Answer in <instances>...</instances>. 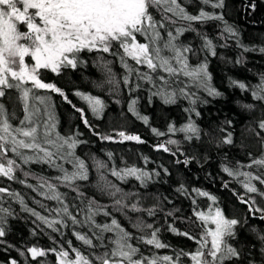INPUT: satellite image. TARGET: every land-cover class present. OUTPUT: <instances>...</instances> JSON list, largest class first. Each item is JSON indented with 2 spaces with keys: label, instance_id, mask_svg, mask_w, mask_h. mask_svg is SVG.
I'll use <instances>...</instances> for the list:
<instances>
[{
  "label": "snow or ice",
  "instance_id": "1",
  "mask_svg": "<svg viewBox=\"0 0 264 264\" xmlns=\"http://www.w3.org/2000/svg\"><path fill=\"white\" fill-rule=\"evenodd\" d=\"M191 2L192 0H184L183 3L181 0H0V177L18 180L16 173L22 171V166L31 164L47 165L55 169L58 175L54 177L39 175L31 170L23 171L24 177H32L37 183L28 184L26 180L18 182L32 188L44 199L56 201L59 207L48 209L46 205L36 201L50 215L55 213V217L49 218L28 207L19 193L0 187V194L15 199L22 211L30 213L52 232L63 235L60 230L69 227L70 221L72 235L91 249L86 253L74 246L71 240L64 242L67 247L63 244L59 248L50 249L32 246L26 249L31 260L46 258L51 252L56 257V264H183L182 257H187L191 264H257L254 259L256 253L251 248L246 245L238 246L239 230L248 224V220L242 222L237 218H229L219 207L217 197L198 188L191 189V192L199 197H206L211 202L207 211L197 210V201L192 199V204L196 206L193 208L196 220L186 219L192 224L199 222V238L193 235L192 229L181 231L174 223L168 224V230L173 234L195 241L198 245L195 251L180 249L175 256L156 253L151 256L144 255L139 247L141 243L155 249L170 247L159 238L160 228L138 217L133 228L141 234L134 235L113 216V211L125 216L129 212H146L149 217H155L162 210L158 204L144 208L141 201L146 198V193L138 190L125 191L120 184L134 179L139 183V188L147 190L154 177H159L160 173L135 165L109 166L106 161L92 156V164L98 174L93 187L102 195L112 198L113 204H101L97 199L87 196L80 182L90 180V167L77 154V148L87 141L79 139L82 133L62 135L57 131L52 96L41 95L37 91L48 90L56 93L71 104L64 90L55 83L45 82L42 73L50 71L60 75L67 69L87 67L86 57L93 54L96 55L94 63L104 71L106 82L117 87L118 81L112 66L118 61L124 70L123 85L130 93L148 85L150 101L155 97L165 105H173L179 100H187L189 107L184 109L189 113L187 122L179 128L170 124L168 132L183 133L187 141L201 139L202 130L192 114L199 117L200 112L196 110L198 103L206 104L208 101L202 99L198 92H204L213 98L222 96V93L212 83L207 60V54H217V45L206 33H201L196 25H203L208 21H223L222 13L207 11L204 6L222 9L224 0H199L201 6L196 14L188 10L187 5ZM190 32H195L200 38L202 43L199 48L181 39L185 33ZM223 33H227V36ZM238 36L239 33L224 22L222 39H237V45L244 52L255 50L243 45ZM202 51L206 53L205 58L192 64L191 58L199 57ZM259 51L264 53V47ZM105 54L113 59H106ZM242 62L241 58H237L236 63ZM229 83L243 92L250 90L253 101L264 103V74L260 76V83L251 88L246 83L231 78ZM10 91L18 94L15 99L22 105V118L17 116L15 110L9 111L3 102L5 98L13 101ZM74 95L86 102L88 110L97 119L104 114L106 105L101 98L79 90ZM138 99L137 97L129 101L127 111L145 125H149V117L142 115L137 108ZM72 107L80 113L85 127L100 140L144 143L139 135L128 134L124 130L115 131L114 134L99 133L91 125L84 109L76 105ZM243 107L251 111L256 105L249 103ZM226 123L229 126L232 124L230 120ZM257 126L260 132L256 135L264 147V136L260 135L264 132V119H260ZM151 131L156 136L165 135L156 128H151ZM220 131L226 132L220 143L232 145L233 133L224 128ZM168 145L178 146L179 141L168 139L156 148L175 155ZM177 150L179 151V147ZM107 157L112 160L113 153L108 152ZM144 159L147 160V157ZM184 163L187 165L190 159L186 158ZM65 164L71 165V170ZM242 168H255L256 173L251 170L241 171ZM221 170L233 179L243 177L239 182L248 198L238 195V199L249 206L248 212L254 218L256 213H260L258 219L264 222V207L256 206L255 198H264V190L254 183L256 181L264 185V152L258 158H251L247 164L239 161L234 164L222 163ZM164 171L167 172V169ZM109 175L120 184L110 180ZM61 187L74 192L76 195L73 199L79 200L80 204L66 202L67 193L61 192ZM224 187H228L227 182ZM177 192L188 195V189L183 183L177 188ZM130 200L134 202L129 203ZM70 208H76V214ZM177 211L179 209H174L165 215L173 216ZM13 215L11 207H0V237L6 235L4 225L7 218ZM100 216L109 217L110 221L100 223L97 220ZM145 230L150 232L146 233ZM250 231L255 234L260 244V264H264V232L258 231L256 227H252ZM50 239L54 244L58 243L54 237ZM97 249L102 251L98 253ZM19 254L25 256L22 250ZM10 264L18 262L13 259ZM40 264L45 262L40 261Z\"/></svg>",
  "mask_w": 264,
  "mask_h": 264
},
{
  "label": "trees",
  "instance_id": "2",
  "mask_svg": "<svg viewBox=\"0 0 264 264\" xmlns=\"http://www.w3.org/2000/svg\"><path fill=\"white\" fill-rule=\"evenodd\" d=\"M181 2L183 3L184 0H181ZM200 6L199 0H192L187 5L188 10L193 14L198 12ZM204 7L207 11L222 13L224 20L208 21L203 25H196L201 33H206L217 45V54L215 56L207 54V60L208 69L212 75V83L222 93V96L213 98L207 96L204 92H198L202 99L208 101L206 104L198 103L196 110L200 112L199 117L195 116L194 113L192 114V118L202 130L201 139L187 141L184 139L183 133L176 132L172 134L168 132L170 124L179 128L187 122L189 113L184 110L189 107L187 100H179L173 105H165L159 98L155 97L150 101L147 90L148 85H145L141 90L130 93L123 85L124 70L118 61L112 66L118 81L117 87L106 82L105 73L94 63L96 55L93 54L86 57L87 67L78 70L67 69L60 75L50 71L42 73L45 82L55 83L64 90L71 104L56 93H51L48 90L37 91L38 94L52 96L57 119V131L62 135L79 132L82 133L79 139L87 141V143L81 144L77 148V154L84 158L90 167V180L80 182L83 185L82 190L87 196L97 199L101 204L109 206L113 204L112 198L102 195L93 187L98 179V174L92 164V156L106 161L109 166L113 164L117 167L135 165L148 171L160 173L159 177H154L147 190L139 188V183L134 179H130L126 184H120L115 178L108 176L114 183L120 184L125 191L138 190L141 193H146V198L141 201L144 208H150L154 204H158L159 208L162 209L157 212L155 217H149L146 212H129L128 216H125L122 213L113 211V216L134 235L141 234L133 228V224L138 217L147 223H152L154 227L160 228L159 238L170 247L155 249L141 243L139 247L144 255L151 256L156 253L158 255L175 256V253L180 249L195 251L198 246L195 241L173 234L168 230V224L174 223L181 231L192 229L193 235L199 238L201 232L198 227L199 222L192 224L186 219L196 220L193 216V208L196 206L192 204V199L195 198L197 201V210L207 211L211 202L206 197H199L191 192V189L198 188L217 197L219 207L229 218H237L242 222L245 219L248 220V224L243 225L239 230L238 239L240 244L238 246L246 245L251 248L256 253L254 259L257 264H260V244L250 229L256 227L258 231L264 232V222L258 219L260 213H256V218H254L248 212L249 206L241 203L238 199V195L248 198L239 182L243 177L236 179L229 177L221 170V165L227 162L234 164L236 161L247 164L251 158H258L264 152L261 140L256 135L257 132H260L257 126L258 121L264 119V103L253 101L250 90L243 92L229 83L231 78L232 80L242 81L251 88L260 83V76L264 74V53L259 51L261 47H264V0H224L222 9ZM224 22H227L239 33L238 39L243 45L255 50L244 52L243 48L237 45V39H222ZM223 35L227 36V33H223ZM181 39L185 43L191 42L197 48L202 43L195 32L185 33ZM205 55V52H200L199 57L194 56L191 58V63H198L205 58ZM105 58L113 59L106 54ZM237 58H241L243 62L236 63ZM132 86L134 87L135 83ZM77 90L97 96L105 102L106 107L101 118L94 117L91 111L88 110L86 102L74 95ZM10 94L13 96L14 102L8 101L7 98L3 102L9 111L15 110L17 116L22 118V105L15 99L18 94L14 91H10ZM137 97L139 98L137 108L142 115L149 117V125H145L127 111L129 101ZM249 103L256 105L251 111L243 107L244 104ZM72 105L85 110L87 118L97 132L114 134L115 131L124 130L128 134L139 135L144 143L134 141L113 143L100 140L97 135H93L89 128L85 127L80 118V113L76 112ZM229 120L232 122L231 126L226 123ZM16 122L18 121H14V123ZM151 128H156L164 132L165 135L156 136L152 133ZM221 128L233 133L234 143L232 145L220 143L223 136L226 135V132L220 131ZM260 135L264 136V132H261ZM116 139L118 140L119 137H116ZM168 139L179 141L178 146L168 145L175 155L156 148L157 145L165 143ZM177 147H179V151ZM108 152L113 153L112 160L108 159ZM249 153H251V156H249ZM144 157H147V160ZM186 158L190 159V163L187 165L184 163ZM65 167L71 170V165L65 164ZM165 169H167V172L164 171ZM28 170L49 177L58 175L55 169H51L47 165L31 164L22 166V171L16 173L18 180H26L28 184L35 185L37 182L34 178H26L23 175V171ZM249 170L253 171L254 174L256 173L255 168L241 169V171ZM18 180H8L5 177H0V187L19 193L28 207L35 209L42 215L49 216V218L55 217L54 212L50 215L36 201L46 205L48 209L59 207L56 201L44 199L32 188L19 183ZM225 182L228 183L227 188L224 187ZM181 183L188 189L187 196L177 192V188ZM254 183L261 190H264V185H260L256 181ZM60 191L67 193L66 202L75 205L80 204L79 200L73 199L76 195L74 192L64 187H61ZM248 195L255 196V194ZM0 196H2L0 207H11L14 213L13 216L7 218V223L4 225L6 235L0 237V241H2L0 242V264H10L13 259L18 264H25L26 261L28 264H40V261H44L45 264H56V257L51 252L48 253L46 258L40 257L33 261L30 255L27 254L26 249L32 246L42 249L59 248L61 244L67 247V244L64 243L67 240H71L74 246L81 248L86 253L91 251L72 235L73 228L70 221L69 227L60 230L63 235L52 232L51 229L45 227L30 213L22 211L20 204L15 199L5 194H0ZM165 197L167 199H164ZM255 198L256 206L264 207V198L260 196ZM132 202L134 201H129V203ZM174 209H179V211L174 212L173 216L165 215V213ZM70 210L74 214L77 212L76 208H70ZM80 218H83L82 215ZM97 220L104 223L109 222L110 218L100 216L97 217ZM81 231H86V229ZM145 231L146 233L150 232V230ZM50 237H54L58 243L54 244ZM21 250L25 252V256L19 254ZM96 251L99 253L102 249ZM181 259L183 264H191L187 257Z\"/></svg>",
  "mask_w": 264,
  "mask_h": 264
}]
</instances>
